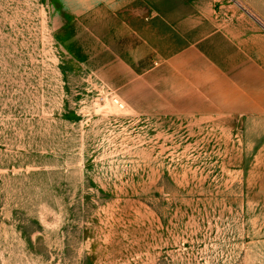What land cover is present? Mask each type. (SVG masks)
<instances>
[{
  "label": "rangeland",
  "instance_id": "374dc122",
  "mask_svg": "<svg viewBox=\"0 0 264 264\" xmlns=\"http://www.w3.org/2000/svg\"><path fill=\"white\" fill-rule=\"evenodd\" d=\"M0 264H264V0H0Z\"/></svg>",
  "mask_w": 264,
  "mask_h": 264
},
{
  "label": "crops",
  "instance_id": "0c3cea01",
  "mask_svg": "<svg viewBox=\"0 0 264 264\" xmlns=\"http://www.w3.org/2000/svg\"><path fill=\"white\" fill-rule=\"evenodd\" d=\"M139 27H140V25H139ZM126 28H128V27H126ZM139 35V37H141V35L140 34H138ZM183 39V40H186L187 39V33L185 34H182V35H180L179 34V38L178 39ZM177 39V40H178ZM177 40L174 42V43H172V44H175L176 42H177ZM186 47L184 48V49H182L181 51H179V52H185L186 53V51H188V50H191V49H193V46H191V43L189 42V41H187L186 40ZM172 44H167V45H172ZM157 45H159V44H156V46H152V49H151V51L149 52L150 53V55L149 56H145L141 61L139 60L138 62L139 63H141L142 65H139L140 66V68L141 67H143L144 68V70H145V73H146V75L147 74H151V72L152 71H154L155 70V68H156V65L155 64H153V63H155V61L154 60H156V58H158V57H160V58H165V57H163V48H162V46L160 45V46H157ZM156 47H158V48H160V49H158V48H156ZM155 48H156V50L158 49V51L156 52L157 53V57L156 58H153L152 57V54H154L155 53ZM175 53V54H177V55H179L180 53ZM160 54V55H159ZM151 56V60H150V62L153 64L152 66L153 67H150V68H148L147 69V67L144 65V61L147 59V57H150ZM155 56V55H154Z\"/></svg>",
  "mask_w": 264,
  "mask_h": 264
}]
</instances>
